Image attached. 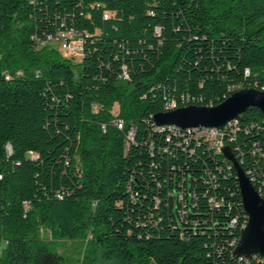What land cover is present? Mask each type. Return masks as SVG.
Here are the masks:
<instances>
[{
	"label": "trees",
	"instance_id": "16d2710c",
	"mask_svg": "<svg viewBox=\"0 0 264 264\" xmlns=\"http://www.w3.org/2000/svg\"><path fill=\"white\" fill-rule=\"evenodd\" d=\"M70 32L78 63L48 44ZM242 87L264 90V0H0V264H68L42 228L90 234L102 264H264L233 254L223 151L152 120ZM222 139L264 199V114Z\"/></svg>",
	"mask_w": 264,
	"mask_h": 264
},
{
	"label": "water",
	"instance_id": "95a60500",
	"mask_svg": "<svg viewBox=\"0 0 264 264\" xmlns=\"http://www.w3.org/2000/svg\"><path fill=\"white\" fill-rule=\"evenodd\" d=\"M249 107H256L264 114V90L256 87H242L232 91L216 105H194L177 107L155 113L152 116L155 127L174 126L209 127L222 130L228 122L238 118ZM225 158L231 162L236 173L243 211L247 222L242 228L233 254L264 260V199L254 188L238 161L227 147L222 149Z\"/></svg>",
	"mask_w": 264,
	"mask_h": 264
},
{
	"label": "rangeland",
	"instance_id": "374dc122",
	"mask_svg": "<svg viewBox=\"0 0 264 264\" xmlns=\"http://www.w3.org/2000/svg\"><path fill=\"white\" fill-rule=\"evenodd\" d=\"M59 39L64 40V45H71L70 36L67 37V40L65 38ZM48 44L56 48L63 57L72 58L74 63H78L82 59L79 55L70 57L67 51L63 49L60 41L50 40ZM37 236L49 243L53 249L64 255L68 264H102V261H100V251L91 242L90 234L77 239H60L54 237L48 229L42 228L37 232ZM6 245V242H0V255L6 248Z\"/></svg>",
	"mask_w": 264,
	"mask_h": 264
},
{
	"label": "built area",
	"instance_id": "2783aa9c",
	"mask_svg": "<svg viewBox=\"0 0 264 264\" xmlns=\"http://www.w3.org/2000/svg\"><path fill=\"white\" fill-rule=\"evenodd\" d=\"M71 37V45H64V40H60L57 38H51L50 40H57L62 43L63 49H65L70 55V57L76 56V55H83V44L82 41L79 39V36L75 32H70ZM233 91L230 89V92ZM185 103H189V99L184 100L183 99V105ZM166 105H169V110L171 109V105H174V102H169ZM118 126H121V123L117 121ZM232 125V120L225 125V127L222 130L215 129V128H209L206 127V134H198L196 131H194V127H188L185 128L186 134H191L192 132L195 133L196 137L198 139H203L206 143L207 147L213 151L214 153H222L223 148V139H222V133L226 128H229ZM170 131L173 133H178V128L174 126H166ZM251 181V180H250Z\"/></svg>",
	"mask_w": 264,
	"mask_h": 264
},
{
	"label": "bare ground",
	"instance_id": "6f19581e",
	"mask_svg": "<svg viewBox=\"0 0 264 264\" xmlns=\"http://www.w3.org/2000/svg\"><path fill=\"white\" fill-rule=\"evenodd\" d=\"M71 38V37H70ZM79 56H83V55H79ZM187 104H190V103H185V105H187ZM167 106H169V105H167ZM171 106H174V105H171ZM237 119V118H236ZM236 119H233L232 120V124H233V122L234 121H236ZM120 122V121H119ZM121 123V122H120ZM166 126H163V127H159V129L160 128H165ZM231 127V126H230ZM194 129H203V134H206V127H194ZM178 130H180V131H184L185 130V128L184 129H179L178 128ZM198 133V132H197ZM199 134V133H198Z\"/></svg>",
	"mask_w": 264,
	"mask_h": 264
}]
</instances>
